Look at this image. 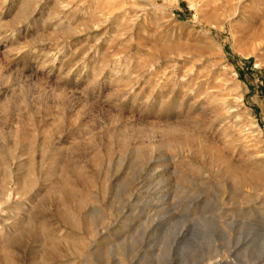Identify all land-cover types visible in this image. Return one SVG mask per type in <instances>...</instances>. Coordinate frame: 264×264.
Masks as SVG:
<instances>
[{
	"label": "rangeland",
	"instance_id": "rangeland-1",
	"mask_svg": "<svg viewBox=\"0 0 264 264\" xmlns=\"http://www.w3.org/2000/svg\"><path fill=\"white\" fill-rule=\"evenodd\" d=\"M0 264H264V0H0Z\"/></svg>",
	"mask_w": 264,
	"mask_h": 264
}]
</instances>
